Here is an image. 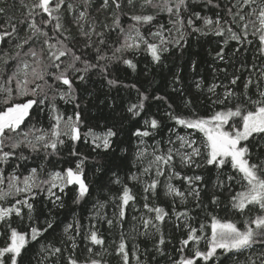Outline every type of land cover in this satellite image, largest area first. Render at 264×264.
Masks as SVG:
<instances>
[{
    "label": "snow or ice",
    "instance_id": "snow-or-ice-1",
    "mask_svg": "<svg viewBox=\"0 0 264 264\" xmlns=\"http://www.w3.org/2000/svg\"><path fill=\"white\" fill-rule=\"evenodd\" d=\"M113 261L264 264V0H0V264Z\"/></svg>",
    "mask_w": 264,
    "mask_h": 264
},
{
    "label": "trees",
    "instance_id": "trees-1",
    "mask_svg": "<svg viewBox=\"0 0 264 264\" xmlns=\"http://www.w3.org/2000/svg\"><path fill=\"white\" fill-rule=\"evenodd\" d=\"M9 2L11 3V0H9ZM143 65H141V67H142ZM89 207H90V205H89ZM110 211V210H109ZM106 227V226H105ZM109 239H111V236H109ZM113 264H115V261H113Z\"/></svg>",
    "mask_w": 264,
    "mask_h": 264
}]
</instances>
